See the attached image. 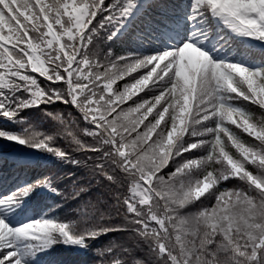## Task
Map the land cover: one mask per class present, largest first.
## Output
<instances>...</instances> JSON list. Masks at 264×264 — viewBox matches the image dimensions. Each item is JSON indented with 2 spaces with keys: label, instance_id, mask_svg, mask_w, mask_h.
Wrapping results in <instances>:
<instances>
[{
  "label": "snow or ice",
  "instance_id": "6c2138e0",
  "mask_svg": "<svg viewBox=\"0 0 264 264\" xmlns=\"http://www.w3.org/2000/svg\"><path fill=\"white\" fill-rule=\"evenodd\" d=\"M25 110L0 264H264V0H0V119Z\"/></svg>",
  "mask_w": 264,
  "mask_h": 264
},
{
  "label": "trees",
  "instance_id": "16d2710c",
  "mask_svg": "<svg viewBox=\"0 0 264 264\" xmlns=\"http://www.w3.org/2000/svg\"><path fill=\"white\" fill-rule=\"evenodd\" d=\"M31 110H25V119L24 120H5L0 119V129H4L7 131L13 132H22L25 128L29 126V124L33 125L34 130L36 131H46L48 127V122L41 124L39 127H36L35 123L30 120L27 113ZM259 115V113H257ZM33 149H27L24 145H16L11 141H4L0 139V154H30L34 152ZM50 155V154H45ZM13 156H9L11 160ZM33 160L41 159V157H32ZM44 165H48L51 163L50 160H42ZM34 167V165H33ZM14 171V170H13ZM15 178V177H14ZM16 211H20V209H16ZM46 211V210H45ZM28 218H35V214L30 210V206L28 209H25L22 214V221L27 220ZM59 256L66 262V264H78V261L82 259V254L77 253L72 250H68L65 246H60L58 250Z\"/></svg>",
  "mask_w": 264,
  "mask_h": 264
}]
</instances>
